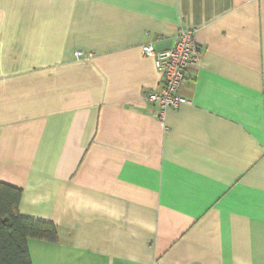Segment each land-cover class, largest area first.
I'll return each instance as SVG.
<instances>
[{"label": "crops", "instance_id": "obj_1", "mask_svg": "<svg viewBox=\"0 0 264 264\" xmlns=\"http://www.w3.org/2000/svg\"><path fill=\"white\" fill-rule=\"evenodd\" d=\"M0 183L58 228L32 264H264V0H0Z\"/></svg>", "mask_w": 264, "mask_h": 264}, {"label": "trees", "instance_id": "obj_2", "mask_svg": "<svg viewBox=\"0 0 264 264\" xmlns=\"http://www.w3.org/2000/svg\"><path fill=\"white\" fill-rule=\"evenodd\" d=\"M22 191L0 183V264H32L28 240L57 242L58 228L51 222L20 213Z\"/></svg>", "mask_w": 264, "mask_h": 264}, {"label": "built area", "instance_id": "obj_3", "mask_svg": "<svg viewBox=\"0 0 264 264\" xmlns=\"http://www.w3.org/2000/svg\"><path fill=\"white\" fill-rule=\"evenodd\" d=\"M142 53L154 58L161 73V89L146 93L144 98L158 107V114L163 118L166 112L180 109L187 103V99L180 94V87L185 79V72L198 65L200 48L191 31L181 30L173 48L156 51L149 43L143 45Z\"/></svg>", "mask_w": 264, "mask_h": 264}]
</instances>
